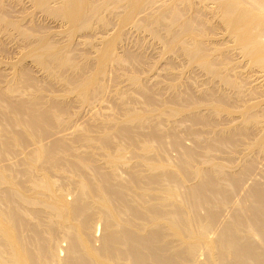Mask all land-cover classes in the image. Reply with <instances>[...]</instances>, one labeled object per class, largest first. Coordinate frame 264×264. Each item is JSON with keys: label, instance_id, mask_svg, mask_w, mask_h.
<instances>
[{"label": "bare ground", "instance_id": "bare-ground-1", "mask_svg": "<svg viewBox=\"0 0 264 264\" xmlns=\"http://www.w3.org/2000/svg\"><path fill=\"white\" fill-rule=\"evenodd\" d=\"M34 1L46 8L50 2ZM127 1L126 16L117 14L122 16L118 18L123 24L117 21V26L136 23V31L162 42L167 52L182 55L229 86L230 98L229 94L219 96L211 89L199 99L195 92L190 94L175 86L171 87L172 95L164 96L131 67L129 60L136 61L135 56L130 52L123 58L117 55L115 34L113 40L100 44L104 47L97 50L94 64L87 66L90 62H86V55V60L79 58L88 67L85 74L80 71L85 65L81 62L79 66V61H74L77 58L71 57L69 44H54L47 36L33 41L26 55L44 72L52 76L59 72H54L57 67L74 74L81 72L76 85H71L69 75L65 76L69 72L61 76L60 71L54 76L63 78L70 85L66 93L80 97L84 106L92 107L101 103L100 98H107V74L115 73L111 69L120 63L127 65L129 76H125L131 86H111L114 91L110 89V93L120 100L128 97L130 100L125 101L130 102L121 100L122 104L113 108L111 112L116 117L108 111L111 118L107 119L104 112L106 119L99 118L102 123L97 128L91 123L86 125V133L77 135L79 139L75 137L79 142L75 151L69 145L75 140L68 144L66 134L84 131L85 126H77L78 131L75 127L72 131L68 124L64 126L66 109H59L57 102L69 94L52 96L53 99L47 95L48 99H44L41 90L34 88L39 80L35 82L33 77L30 84L27 69V77L19 76L18 85L15 75V79L12 77L15 81L2 92L6 99L0 97V264H264V175L262 179L250 176L258 170L254 167L256 158L232 170L226 168L227 163L218 162L220 157L217 161L213 157L219 152L227 153V148H236L242 138H246L249 155L254 151V157L255 152L261 153L260 159L264 157V0ZM89 4L90 0H63L55 9L76 31L81 25H90L88 17L98 4L91 8ZM78 66L83 67L74 71ZM131 89L140 92L144 101L138 99L137 105H141L131 98L135 96ZM8 94L11 98L15 95L14 100ZM200 101H205L201 109L206 105L210 115L199 113ZM186 111L190 113L187 118ZM218 114L230 116L234 125L219 127L218 118L214 127L219 128H214L212 115L217 118ZM3 115L17 127L5 123ZM147 126L151 134L143 133ZM185 137L191 138V146L182 145ZM169 144L177 151L176 158L168 153ZM240 147L237 146L242 150ZM245 156L240 158L247 160ZM127 159L134 162L129 169V165L125 166L128 170L122 175L120 167L130 162ZM15 164L20 169L14 174ZM246 176L255 180L243 188ZM224 208L230 212L228 217H224ZM222 209L225 222L219 220Z\"/></svg>", "mask_w": 264, "mask_h": 264}, {"label": "rangeland", "instance_id": "rangeland-1", "mask_svg": "<svg viewBox=\"0 0 264 264\" xmlns=\"http://www.w3.org/2000/svg\"><path fill=\"white\" fill-rule=\"evenodd\" d=\"M60 1V2H59ZM63 1V0H62ZM61 0H50V4L48 3V5H47V7L49 8H46V7H43V6H38L37 4H35V1L33 0H1V2H0V7H1V11H0V92L2 93V92H5L8 88H10L11 87V81H17L16 82V85H18V80H20L18 77L20 76V77H23V78H26L27 77V71H26V73H25V70L27 69L28 70V73H29V71H30V74L28 75V76H30L31 77V79L29 80V81H31L30 82V84L32 83V78L34 77L35 78V80L33 79V81H35V82H37L38 80V83H37V85L34 83V85L35 86H37V87H35L34 86V88H38L39 90H41V93H40V95H41V97H43L44 99H48V97L49 96H51V99H53L52 98V96L53 97H59L60 95H63V94H69L68 95V97H67V95H65L66 96V98H65V100H63V101H57V102H59V105L58 106H60L59 107V109H61L62 107H63V109H66V111H64L65 112V114L63 115V119H64V126H66L67 124H68V126L71 128V127H73V130L72 131H74V129L76 128V130L78 131V129H77V126L78 127H83V126H85L83 129H85L84 131L81 129H79L80 131L79 132H76V131H74V134H76V133H79V134H76V135H74L73 134V132L72 133H70V131H68L69 133H70V135L69 134H66V135H68L67 137L68 138H65V139H67V140H69V141H67V143L69 144V142H70V140L72 139V141L74 142V140H75V143H72V141H71V143L72 144H69L70 146H72V148H74L75 149V151H76V149H78L79 147L77 146V145H79V144H77V143H79V142H76V141H78V136H80V134H82L83 135V133H86V125L88 126V124L90 125V123L93 125L94 124V128L96 127L97 128V126H98V124L99 123H102V121H103V119H106V116H104V114L106 113V115H107V119H110L111 117H110V115L108 114L109 112H110V114L111 115H113V112H111L112 110H114L113 108H116V107H118L119 105H120V103L122 104V102L124 103V102H127V101H125L126 99L124 98V99H121L122 100V102H120L121 100H120V98H118V96L117 95H115V96H113V94L111 95V93H110V89H112L113 87H119V88H123V87H125V88H128L129 86H131V85H129L128 84V80H129V77H126V76H129V74H128V71H126L127 70V65H124V64H121V65H123V66H119L118 65V67H116V66H114L111 70L113 71V72H115V73H111L110 71H109V73L107 74V81H109L108 82V84H109V91L107 92V98H104V97H102V98H100V99H102V101H101V103H98V104H100V105H98V104H96V103H94V104H92V107L91 106H88V105H85L84 106V102H83V100L80 98V97H78L77 95H75L74 93H66L67 91H68V89L70 88L69 86H67V84H65L66 82L63 80V78H61V77H58V73H61L62 72V74L63 75H61V76H64L66 73H68V74H66L65 76H67V75H69V77H71V79H72V82H71V85H76L78 82H77V74H79V76L81 75V72L80 73H76V74H74V72H72L71 70H68V69H62V71H61V69H58L57 70V68L54 66L53 68L55 69H53L54 70V72H57V71H59L58 73H55V74H58V75H56V77L54 76L55 74H53L54 72H52V76L53 77H55V78H57V79H55V78H53L51 75H49L48 73H47V71H45L44 72V69L43 68H41L40 67V65L39 66H37L38 65V63H36L35 61L33 62L32 60H33V58L31 57L30 58V56H28V55H26V53H27V51L31 48V46H33L34 44V42L35 41H37V39L38 40H40L39 38L41 37V39L44 37V36H47V37H49L50 38V40L52 41V42H54V44H62V45H65V44H69L70 45V48H72V50H71V57H72V55H73V59H74V57L75 58H77V59H74V61L75 60H77V61H79L78 63H77V61H75L79 66L80 65H85L86 64V62L88 63V62H90V63H88L87 64V66H91V65H89V64H94V62H96V53H97V50L99 51L100 49L102 50V47H104L103 45L104 44H106L107 42H109V40H113L114 38V34H115V36H116V38H115V40H116V44H118L117 45V49H116V51H117V55L118 56H122L121 58H123V55H129V52H130V54H132L131 56H135V59H136V61H133L134 59L133 58H131V59H133V60H129V64L131 65V67H133V68H135V69H137L138 71H139V74H140V77L146 82V84L149 86V87H156V90H157V88L158 89H160L161 90V93H163L164 94V96L165 95H167V97H169L170 95H172L173 94V92H174V88L172 87V86H175L176 88H179V89H183V91H189V93L191 94V93H194L195 95L197 94V97L200 99V97H203L204 96V92L206 93V90H211L213 93H216V94H218L219 96H220V94H222V96H225L226 94H231V89H230V87L229 86H227L226 84H223L222 82H219V79L217 78H215L214 76V78L212 77V75L211 74H207V72L205 71V70H203L200 66H198V65H195V64H192L190 61H188V60H186V59H184V57L182 56V55H179V54H176V53H169V52H167L165 49H163L164 48V46H162L163 45V43L161 42V43H159L157 40H155V39H153L150 35H145V34H141V33H139L138 31H136V29L138 30V27H133V25L134 24H136V23H131L130 25H131V30L129 29L130 28V25H123V27H119V24H121L120 26H122V20L120 21L119 20V18H121V17H119L120 15H123V18H124V16H126L125 14H126V10H128V3L126 4V2L125 1H127V0H115L117 3H119V4H117L116 2H113L114 0H105V1H107V3H109V7L107 6V4H106V2L104 1V0H92V2H91V0H90V4H89V7H90V5H91V7H92V4H98L97 2H99V4L97 5V7H95L96 5H93L95 8V10H91L90 8H89V12H93L94 13V11H95V13L94 14H90V15H92L91 17H88V22L90 23V25L92 26H94V28H93V30L91 29V26L89 25L87 28L85 27V28H83V26L81 25V26H79V27H81V29H79V28H77L76 29V31H73L72 29H71V25L68 23V22H66V20L64 19V18H62V16L58 13V9H57V11H56V9L55 8H57L58 7V4H60L61 2H62ZM93 1H95V3H93ZM105 3H104V2ZM122 1V2H121ZM128 2V1H127ZM113 3H114V5L116 6H114L113 5ZM121 3H122V6H121ZM100 4H102L100 7H98ZM106 4V5H105ZM126 4V5H125ZM5 5V6H4ZM111 5V6H110ZM125 7H124V6ZM105 8V9H107V8H109V9H107V10H105L103 7ZM114 6V7H113ZM41 7H42V9H41ZM43 8H44V10H43ZM115 8V9H114ZM47 9V10H46ZM51 9V10H50ZM99 9H101V10H99ZM113 9H114V11H113ZM49 10V11H48ZM105 10V11H104ZM108 10H109V12H108ZM51 11V12H50ZM101 11H103V12H101ZM113 11V12H112ZM123 11V12H122ZM53 12V13H52ZM99 12H100V14H99ZM112 12V13H111ZM119 12V13H118ZM106 13V14H105ZM98 14V15H97ZM102 14H104L103 15V17H102ZM117 14L119 15V16H117ZM54 15V16H53ZM60 17H59V16ZM89 15V16H90ZM100 15V16H99ZM112 15V16H111ZM95 19H94V18ZM101 17H102V19H101ZM110 17V18H109ZM119 17V18H118ZM91 18V19H90ZM99 18V19H98ZM107 18H109L108 20H107ZM116 18H118V20L116 19ZM7 19H8V21H7ZM96 20V19H98V20H96L97 22H95V21H93V20ZM3 20H5V21H3ZM102 20V21H101ZM15 21V22H14ZM98 21H101L100 23L98 22ZM119 22V24H118V26H117V23ZM103 22H104V24H103ZM10 23H12V24H10ZM13 23H15L16 24V26H15V28H14V24ZM22 25H21V24ZM107 23V24H106ZM20 24V25H19ZM68 24L70 25V26H68ZM11 25H12V27H11ZM17 25H19L18 26V28H17ZM8 26V27H7ZM27 28H26V27ZM92 26V27H93ZM21 27V28H20ZM23 27V28H22ZM129 27V28H128ZM19 28H20V30H22V32H23V35H22V33H21V31L19 30ZM90 28V29H89ZM96 28V29H95ZM135 28V29H134ZM3 29H5V30H3ZM15 29V30H14ZM27 29V30H26ZM29 29V30H28ZM71 29V30H70ZM81 31H79V30ZM121 29H123V30H121ZM133 29V30H132ZM68 30H70V31H68ZM78 30V31H77ZM119 30V31H118ZM120 30L121 31H124V32H121L120 33ZM30 31V32H29ZM71 31H73L72 33H74L73 34V36H72V33H71ZM20 32V33H19ZM27 32H29L28 34H27ZM67 32V33H66ZM77 32H79V33H77ZM110 32V33H109ZM32 33V34H31ZM77 33V34H76ZM120 33V34H119ZM21 34V35H20ZM30 34V35H29ZM79 34V35H78ZM98 34V35H97ZM117 34V35H116ZM124 34V35H123ZM112 35V36H111ZM120 35H123V36H120ZM28 36H30V37H28ZM32 36V37H31ZM118 36V37H117ZM34 37V39H32ZM38 37V38H37ZM47 37H44V38H47ZM108 37V38H107ZM6 38V39H5ZM28 38V39H27ZM111 38V39H110ZM101 39V40H100ZM109 39V40H108ZM27 40V41H26ZM107 42H106V41ZM34 41V42H33ZM67 41H69V43H67ZM99 41H101L100 43H99ZM103 41V42H102ZM33 42V43H32ZM57 42V43H56ZM144 42H145V44H144ZM36 43V42H35ZM157 43V44H156ZM33 44V45H32ZM100 44H103V45H100ZM162 44V45H161ZM71 45H72V47H71ZM160 45V46H159ZM94 46V47H93ZM123 48V49H122ZM77 49V50H76ZM128 49V50H127ZM74 50H76V51H74ZM100 50V51H101ZM99 51V52H100ZM132 51V52H131ZM166 51V52H165ZM98 52V53H99ZM97 53V54H98ZM122 53V54H121ZM124 53V54H123ZM179 53V52H178ZM23 57H22V56ZM81 55V56H80ZM84 55H86V59H87V61L85 62L84 60H86L85 59V56ZM82 57H84L83 59L84 60H82V61H80L81 59H82ZM88 57V58H87ZM21 58H23L22 60H21ZM79 58H80V60H79ZM18 60V61H17ZM133 61V62H132ZM188 61V62H187ZM15 62V63H14ZM22 64H20V63ZM82 62V64H79V63H81ZM85 64H84V63ZM190 62V63H189ZM11 63V64H10ZM26 65H25V64ZM14 64V65H13ZM17 65V66H16ZM16 66V67H15ZM19 66L21 67V68H19ZM24 66V67H23ZM52 66L53 65H51L50 66V68H52ZM78 66V67H79ZM193 66V67H192ZM13 67H14V69H13ZM83 67V66H82ZM81 67V68H82ZM17 68V69H16ZM80 67L79 68H77L76 70H74V71H77L78 69H81ZM87 68V69H86ZM90 68L91 67H89V70H90ZM122 68V69H121ZM126 68V69H125ZM83 70H80V71H82V73L83 74H85L86 73V70L88 71V67H86V65H85V68H82ZM117 70V71H115V70ZM119 69V70H118ZM125 69V70H124ZM64 70H68V71H66V72H64ZM243 70H245V69H243ZM38 71V72H37ZM49 71H50V69H49ZM51 71H52V69H51ZM61 71V72H60ZM85 71V72H84ZM10 72V73H9ZM77 72H79V71H77ZM126 72V73H125ZM206 72V73H205ZM12 73H13V75H12ZM32 73V74H31ZM51 73V72H50ZM123 73H124V75H123ZM40 74V75H39ZM46 74L48 75V76H46ZM82 74V75H83ZM110 74V75H109ZM113 74V75H112ZM116 74V75H115ZM206 74V75H205ZM14 75H15V78H17V79H15L14 78ZM108 75L109 76H112V77H108ZM116 77H115V76ZM126 75V76H125ZM164 75V76H163ZM211 75V76H210ZM6 76V77H5ZM49 76H51L52 77V79H51V77H49ZM119 76V77H118ZM145 76V77H144ZM179 76V77H178ZM205 76H206V78H205ZM15 79V80H11V79H13V78ZM68 77V76H67ZM122 79H121V78ZM49 78V79H48ZM61 78V79H60ZM112 78H114V79H112ZM126 78H128V80L126 79ZM187 78V79H186ZM38 79V80H37ZM110 79V80H109ZM37 80V81H36ZM60 80H62V81H60ZM112 80V81H111ZM43 81H44V83H43ZM45 81H46V83H45ZM64 81V82H63ZM119 81V82H118ZM143 81V82H144ZM39 82L41 83L40 85H39ZM49 82V83H48ZM52 82V83H51ZM63 82V83H62ZM124 82V83H123ZM144 82V83H145ZM48 88H46V87H44L43 86V84ZM56 83V84H55ZM120 83V84H119ZM211 83V84H210ZM215 83V84H214ZM2 84V85H1ZM47 84V85H46ZM51 84V85H50ZM53 84V85H52ZM157 84V85H156ZM163 84V85H162ZM190 84V85H189ZM219 84V85H218ZM41 85H42V87H41ZM55 85V86H54ZM127 85H128V87H127ZM193 85V86H192ZM205 87H203V86ZM111 86H113V87H111ZM158 86V87H157ZM208 86H210V87H212V88H210V87H208ZM31 87H32V85H30V88H29V90L31 89ZM43 87H44V89H47V93H46V91L45 92H43L44 90H43ZM66 87V88H65ZM69 87V88H68ZM117 87V88H118ZM159 87H162V89H164V90H162L161 88H159ZM173 89H172V88ZM186 87V88H185ZM188 87V88H187ZM202 87H203V89H202ZM34 88H32L31 89V91L33 90L34 91ZM42 88V89H41ZM130 88H133V90H135L136 88H134L133 86L132 87H130ZM171 90H170V89ZM175 88V89H176ZM199 88H200V90H199ZM225 88V89H224ZM55 91L54 93L52 92L53 90ZM124 89V88H123ZM166 89V90H165ZM179 89H177V90H179ZM1 90H4V91H1ZM49 90L52 92L51 94H48L49 93ZM70 90V89H69ZM113 91H114V89H112ZM111 90V91H112ZM132 89L130 90V91H132L133 93H134V95L136 96H134V97H131V98H134L135 100H136V105L138 104V99H140V100H142V102L144 101L142 98V96L140 95V92L139 93H137L136 91H133ZM191 90V91H190ZM193 90V91H192ZM198 90V91H197ZM32 91V92H33ZM139 91H140V89H139ZM163 91V92H162ZM200 91V92H199ZM202 91V92H201ZM32 92H30V93H32ZM65 92V93H64ZM170 92V93H169ZM0 93V97H1V95L5 98V97H7V96H4V93H2L1 94ZM108 93H110V94H108ZM166 93V94H165ZM170 94V95H169ZM223 94H225V95H223ZM230 94L229 95H227V96H229V98H230ZM9 95V94H8ZM48 95V97L46 98L45 96H47ZM54 95H56V96H54ZM203 95V96H202ZM10 96V97H9ZM8 96V98L10 99L11 98V95H9ZM13 96V95H12ZM17 96V95H16ZM77 96V97H76ZM138 96H139V98H138ZM105 97H106V95H105ZM142 97V98H141ZM14 98H15V95H14V97L13 98H11L12 100H14ZM18 98V97H17ZM16 98V99H17ZM59 98H61V97H59ZM68 98V99H67ZM6 99V98H5ZM10 99V100H11ZM129 99V98H128ZM205 99V98H204ZM24 100H26V98H24ZM93 100V99H92ZM130 100V99H129ZM139 100V101H140ZM97 101V100H96ZM119 101V102H118ZM203 101V100H202ZM47 102V101H46ZM93 102V101H92ZM100 102V101H99ZM128 102H130V101H128ZM141 102V103H142ZM140 103V102H139ZM200 103H202L201 101H200ZM205 103V101L201 104V105H199V107L200 108H198L199 109V113L200 114H203L204 112H207V114H209L210 115V111H209V109L208 108H206L207 106L206 105H204L203 107L205 108H203L202 107V109H201V106L203 105ZM230 104V103H229ZM96 107H95V106ZM129 105L131 106V104L129 103ZM133 105V104H132ZM139 105H141V104H139ZM139 105H137V106H139ZM65 106H67L66 108H65ZM135 106V105H134ZM229 106V105H228ZM97 109L96 110V114H93V113H95V109ZM90 109V110H89ZM92 109H94V111L93 112H91L92 111ZM207 109V111H204V110H206ZM201 110H203V111H201ZM109 111V112H108ZM82 112V113H81ZM98 112V113H97ZM105 112V113H104ZM187 112V113H186ZM185 112V114H184V116H186V118L190 115V113H188L189 111H186ZM202 112V113H201ZM6 113V112H5ZM100 113V114H99ZM114 113H116V111L114 112ZM7 114H9V113H6V115ZM11 114V113H10ZM81 114V115H80ZM102 114H103V116L105 117H103L102 116ZM187 114H189V115H187ZM206 114V113H205ZM206 114V115H207ZM93 115H95V116H93ZM96 115H98V116H96ZM99 115H101V116H99ZM4 116V115H3ZM212 116H214V117H212V121H214L215 123H212L213 124V127H214V125L215 124H217V120H218V118H219V123L217 124L219 127L220 126H226V125H228V127L227 128H229L230 126V124H232V125H234V121H231L232 119L230 118V116L229 117H227V116H225V115H223V114H218V116H217V118H215L216 117V115H212ZM4 117H6V116H4ZM8 117V116H7ZM7 117L6 118H3L4 120H6V122L5 123H10V127H12V128H15V124L13 123V125H12V123H11V121L10 122H8L7 121ZM113 117H116L115 116V114L113 115ZM221 117V118H220ZM99 118H101L102 119V121H100L101 119H99ZM175 118H177V116L176 117H174L173 119H175ZM178 118H179V120H180V116H178ZM186 118L184 119V120H186ZM2 119V118H1ZM3 119H2V122H3ZM178 120V119H177ZM178 120V121H179ZM226 120H229V121H231L230 123H229V121H226ZM1 121V120H0ZM223 121V122H222ZM4 124V123H3ZM7 124H4V125H7ZM84 124V125H83ZM222 124V125H221ZM4 125H3V127H4ZM15 125V126H14ZM83 125V126H82ZM215 126L216 128H219L218 126ZM185 126V125H184ZM187 126V125H186ZM9 127V126H8ZM8 127H6L7 129H8ZM9 127V128H10ZM17 127V126H16ZM75 127V128H74ZM214 127V128H215ZM5 128V127H4ZM12 128L11 129H8V130H12ZM17 130H19V128H16ZM62 129V128H61ZM72 129V128H71ZM149 128H148V126H147V128L145 129V131H143V133L144 134H151V130L149 131L148 130ZM203 129H204V127H203ZM206 129L209 131V128H208V126L206 127ZM7 130V131H8ZM82 131V132H81ZM167 131V130H166ZM81 132V133H80ZM66 133H67V131H66ZM65 134V133H64ZM63 134V139H64V135ZM71 134H73V136L71 135ZM78 135V136H77ZM70 136V137H69ZM77 136V137H76ZM66 137V136H65ZM75 137L76 138H78V139H75ZM51 138H53L54 139V137H51ZM64 139V140H65ZM249 139V138H248ZM247 139V140H248ZM65 141V142H66ZM192 140H191V138H184V144H182V145H185V147H188V146H191L192 145V142H191ZM245 141V144H242L241 142H244ZM240 143L242 144V146L241 147H243L242 148V150H244V147H245V150L244 151H246V150H249L250 151V149L247 147L248 145H247V143H246V138H245V140H244V138H242V141H241ZM240 143H238V145L236 144L235 146H236V148H227V150H229V151H227V153L229 152V153H231L230 155H228L227 153H222V154H220L221 152H216V153H218V154H214V159H216V161H217V157H220L219 159H218V162H221V161H223L224 163H225V165H226V163L229 165H227L226 166V168L227 167H231V169L233 170V168H234V170H235V168H239L240 167V165L242 164V165H245L246 163V161H248L249 160V158L251 159V158H256V160H254V167H255V169H258L257 170V172H256V170H255V174L254 175H250V176H257L256 177V179H260L261 178V176H263L264 175V170H263V168H264V157H263V155H262V159H260L261 158V153H258L257 152V154H256V152H255V155H257V156H259V158L257 157V156H253L254 155V151H253V153H252V151H251V153L253 154H250L249 155V152L248 151H246V152H242V150H240V149H238L240 146H239V144ZM76 145V147H75V145ZM240 144V145H241ZM167 145V144H166ZM166 145H164L165 147H167ZM243 145H245V146H243ZM169 146H170V144H169ZM234 146V147H235ZM237 146H238V148H237ZM164 147V148H165ZM240 147V148H241ZM83 147H81L80 148V151H83L84 150V148L82 149ZM169 148H171V146L169 147ZM172 148H173V150H172ZM171 148V150L169 149V150H167L168 149V147H167V151H168V153H170V156L172 155L173 157H175L176 158V155H177V151L175 150V148L174 147H172ZM246 148H248V149H246ZM178 150V149H177ZM198 150H200L201 151V149H200V147H199V149ZM232 150L235 152V153H233L232 152ZM236 150V151H235ZM79 150H77V152H78ZM79 151V152H80ZM132 151H133V149H132ZM224 152H226V149L225 150H223ZM222 151V152H223ZM202 152V151H201ZM238 154H237V153ZM234 155H233V154ZM240 153V154H239ZM247 155H246V154ZM100 154V153H99ZM128 154H130V153H128ZM127 154V156H129ZM220 154V155H219ZM227 154V155H226ZM242 154H243V157L245 156L246 158H248L247 160L246 159H243L242 157L240 158V155L242 156ZM259 154V155H258ZM200 155V154H199ZM219 155V156H218ZM233 157H232V156ZM231 156V157H230ZM235 156V157H234ZM247 156H249V157H247ZM16 157H18V156H15V159H16ZM20 157V156H19ZM18 157V158H19ZM130 157H131V155H130ZM228 157V158H227ZM234 158H236V159H234ZM239 158V159H238ZM12 159L14 160V157H12ZM130 159V158H129ZM172 159V158H171ZM174 159V158H173ZM213 159V160H214ZM232 159H234V160H236V161H234V160H232ZM243 159V160H242ZM228 160V161H227ZM230 160V161H229ZM240 161V160H242L241 161V163L240 162H238V161ZM130 160H128L127 159V163L129 162ZM233 161V162H232ZM131 162H134L133 160H131L128 164H125L124 166H122V168L120 167V174H122V175H125L126 173L125 172H127V170L130 168V164H131ZM222 162V164H224ZM2 163V161H0V164ZM102 165H103V162L101 163ZM233 164V165H232ZM236 164V165H235ZM263 164V165H262ZM16 166L14 167L15 169H13L14 171L12 172V173H14V172H16V170H18V168L20 167L19 165H17V164H15ZM126 165H129L128 166V169H127V167H125ZM231 165V166H230ZM237 165H239V166H237ZM206 166V165H205ZM235 166V167H234ZM237 166V167H236ZM259 166V167H258ZM261 166V167H260ZM206 167H208V166H206ZM257 167V168H256ZM20 169V168H19ZM123 169H125V170H123ZM127 169V170H126ZM229 169V168H228ZM259 170H261V171H259ZM225 171V170H224ZM222 174L221 175H223V172H221ZM261 173V174H260ZM15 174V173H14ZM259 175V176H258ZM247 177V176H246ZM255 177L253 178V177H247V178H244V185H243V188H246V186H247V184H248V186L250 185V183H251V181L253 182V180H255ZM250 178V179H249ZM263 178H264V176H263ZM262 179V178H261ZM247 186V187H248ZM241 192H242V190H241ZM226 208H224V210H225ZM223 209H222V211L223 212H221V210L219 211V214H220V216H221V213H224L225 211H226V213H224V217H228V215H230V212L228 213V211L229 210H225L224 211ZM203 213L201 212V215H202ZM225 214H227V215H225ZM204 215V214H203ZM202 215V216H203ZM223 217V215L221 216V218L219 219V220H221L222 222H225L227 219L226 218H222ZM220 221V222H221ZM98 232V231H97ZM64 240H62L61 242L62 243H64L63 242Z\"/></svg>", "mask_w": 264, "mask_h": 264}]
</instances>
